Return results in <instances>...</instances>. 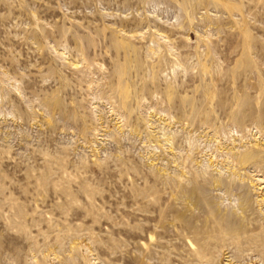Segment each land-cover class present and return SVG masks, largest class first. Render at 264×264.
Wrapping results in <instances>:
<instances>
[{"label":"rangeland","instance_id":"rangeland-1","mask_svg":"<svg viewBox=\"0 0 264 264\" xmlns=\"http://www.w3.org/2000/svg\"><path fill=\"white\" fill-rule=\"evenodd\" d=\"M264 0H0V264H264Z\"/></svg>","mask_w":264,"mask_h":264},{"label":"bare ground","instance_id":"bare-ground-1","mask_svg":"<svg viewBox=\"0 0 264 264\" xmlns=\"http://www.w3.org/2000/svg\"><path fill=\"white\" fill-rule=\"evenodd\" d=\"M255 182L262 184V182H264V180L262 181L261 179L256 178Z\"/></svg>","mask_w":264,"mask_h":264}]
</instances>
